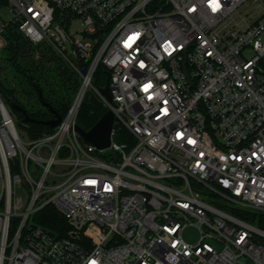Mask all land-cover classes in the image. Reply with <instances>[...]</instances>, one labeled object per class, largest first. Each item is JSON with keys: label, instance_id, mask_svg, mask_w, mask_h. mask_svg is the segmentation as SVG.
I'll return each instance as SVG.
<instances>
[{"label": "built area", "instance_id": "obj_1", "mask_svg": "<svg viewBox=\"0 0 264 264\" xmlns=\"http://www.w3.org/2000/svg\"><path fill=\"white\" fill-rule=\"evenodd\" d=\"M248 1L6 0L0 50L15 24L80 84L33 138L0 95V264H264V229L241 216H264V0L241 15ZM88 90L114 116L105 148L75 129ZM47 204L71 236L33 220Z\"/></svg>", "mask_w": 264, "mask_h": 264}, {"label": "trees", "instance_id": "obj_2", "mask_svg": "<svg viewBox=\"0 0 264 264\" xmlns=\"http://www.w3.org/2000/svg\"><path fill=\"white\" fill-rule=\"evenodd\" d=\"M6 5V0H0V9ZM2 35L6 41L0 50V62L7 67L8 76H0V95L4 102L10 105L11 113L15 116L16 127L30 137H37L52 127L40 120L54 116L44 106L38 96L48 103L59 115L63 116L68 109L80 84L77 71L49 44L44 42L33 44L16 28L15 24L4 25ZM82 61L78 58V66ZM108 69L99 63L93 75V84L100 88L105 84ZM33 98L43 108H29L20 99ZM10 102L15 103L12 106ZM106 111V107L91 91L86 92L77 113V124L83 129H89ZM24 114L34 120L24 121ZM120 131L119 134H123ZM118 138V137H117ZM249 222L264 229V216L251 213L241 215ZM35 221L57 237L71 236L70 227L63 215L53 204H47L38 211Z\"/></svg>", "mask_w": 264, "mask_h": 264}, {"label": "water", "instance_id": "obj_3", "mask_svg": "<svg viewBox=\"0 0 264 264\" xmlns=\"http://www.w3.org/2000/svg\"><path fill=\"white\" fill-rule=\"evenodd\" d=\"M71 59L73 62L76 61V58L74 56H71ZM99 90L108 100H111L107 78L105 80L104 86L100 87ZM38 96L42 104L46 106L48 110L54 114L53 117L40 120V121L43 124L54 127L55 125L59 123L61 119V115H59L56 111H54L48 103L42 100L40 91H38ZM10 104L12 106H15V103L13 102H10ZM113 119H114V116L111 110L106 109V111L100 116V118L96 121V123L92 125L89 129L85 130L81 128L78 124L75 125V129L80 134V136L83 138V140L93 144L97 148H105V147H108L110 144V134H111L112 126H113ZM23 120L29 121V120H34V119L29 117L27 114H24Z\"/></svg>", "mask_w": 264, "mask_h": 264}, {"label": "rangeland", "instance_id": "obj_4", "mask_svg": "<svg viewBox=\"0 0 264 264\" xmlns=\"http://www.w3.org/2000/svg\"><path fill=\"white\" fill-rule=\"evenodd\" d=\"M249 3L243 5L242 7H240L238 9V11L241 13V15H248L245 14L246 12H250L252 11L253 9V6H257V3L258 1H252V0H249L248 1ZM0 14L4 17V18H7V10H6V5L3 6L1 9H0ZM72 26L74 27V29H78V30H81L83 29L82 26L80 25L79 22H74L72 24ZM3 65L4 63L0 62V76L3 77V76H8L9 77V72H8V68L7 67H4L3 68ZM89 92V90H88ZM21 103L22 104H26L27 107L29 108H43L42 106H40L38 103L35 102V100L33 98H30V99H27L25 97H22L20 99ZM15 117V116H14ZM17 192H19V190H17ZM37 214V213H36ZM36 214L33 215V220L35 221V218H36ZM183 236L185 237V239L189 240V241H194L196 238H197V230L195 229V227L193 226H187L184 231H183Z\"/></svg>", "mask_w": 264, "mask_h": 264}]
</instances>
